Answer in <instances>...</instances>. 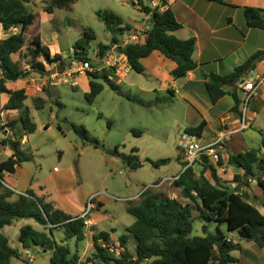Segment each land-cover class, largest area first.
I'll return each mask as SVG.
<instances>
[{
	"label": "trees",
	"instance_id": "trees-1",
	"mask_svg": "<svg viewBox=\"0 0 264 264\" xmlns=\"http://www.w3.org/2000/svg\"><path fill=\"white\" fill-rule=\"evenodd\" d=\"M22 1L27 4L32 2ZM208 1L225 4L223 0ZM77 2L48 0L43 11L47 14H54L56 10L72 11ZM162 4L167 6V1L162 0ZM142 6L143 12L151 13L145 41L118 47L117 52L126 56L132 71L142 75L146 73L142 61L154 52H159L176 64L171 76L175 80L185 78L197 68L193 59L196 40H181L174 35L182 25L171 9L159 12L150 6ZM262 12L261 9L245 8L247 25L264 30ZM98 17L112 35L109 44L100 42L97 45L102 58L121 42L124 34L132 31V27L125 25L124 20L113 11L99 12ZM40 22L41 14L33 11L26 15L20 11L8 16L0 15V26L6 33L18 29L17 33L10 34L4 40L0 39V95L8 96L7 103L0 109V145L9 146L12 151L10 157L0 163V264H11L13 259L25 261L22 250L28 251L35 247L50 251L52 264H236L238 260L234 252L243 251L239 241H252L264 248V215L250 202V196L245 191L252 182H256L264 198V139L259 148L235 152L228 148V143L237 133L223 144L222 149L228 151L229 165L239 170L232 181H224L218 173L217 167L225 161L222 150L218 152L217 166L210 163L206 156L202 157L198 164L202 168L199 176L193 167L184 169L186 163L181 154L177 161H180L184 170L173 184L180 190L186 203L155 187H149L143 191L137 203L128 202L127 212L135 221L129 226L128 233L119 237L118 255L103 247L112 242L107 232L93 235L94 250L85 260L80 261L77 250L72 254L69 244L65 242L73 238L78 242L85 239L86 226L80 216L67 213L50 201L49 197H39L33 189L17 194L6 186L4 178L5 174H15L24 163L33 160V155L22 149V140L36 131L31 110L25 104L28 99L26 90L12 89L9 84L29 79L33 74L45 76L49 73V66L63 65L65 62L70 64V58L72 61L92 63L90 42L96 40V36L91 29L85 30L77 40L73 56L64 58L54 55L43 43L42 34L38 30ZM263 58L264 49L256 52L227 76L207 75L206 89L212 104L230 95L234 100L232 111L240 115L238 85L256 69ZM108 74L112 72L90 75L89 91L85 95L90 104L103 92L104 84L119 90L120 86L110 81ZM34 106L37 111H42L44 100L35 99ZM5 114L6 123L2 118ZM205 127L206 122L202 121L190 134L201 137ZM72 128L84 141L90 142L85 127L72 125ZM7 130L12 132L13 138L3 137ZM92 142L99 145L96 140ZM137 153V150H132L131 154L123 156L131 170H138L145 163L159 168L171 162V159L141 160ZM207 173L210 178L206 176ZM21 220H32L41 228L30 224L21 227L18 238L20 248H13L10 237L3 230ZM196 220L203 223L202 235H194ZM57 230L64 233V239L60 242L55 238ZM232 235H235L237 241L231 238ZM131 242L134 244L133 249H130Z\"/></svg>",
	"mask_w": 264,
	"mask_h": 264
},
{
	"label": "rangeland",
	"instance_id": "rangeland-1",
	"mask_svg": "<svg viewBox=\"0 0 264 264\" xmlns=\"http://www.w3.org/2000/svg\"><path fill=\"white\" fill-rule=\"evenodd\" d=\"M46 1L32 0L27 4L22 0H0V15L8 16L17 11L25 15L32 11L40 13L38 30L42 34L43 43L54 55L64 58L73 56L75 43L87 29H91L96 36V40L90 42L91 56L99 51L98 43L111 42V32L98 17L99 12L113 11L124 22L132 25L144 23L142 10L137 7L140 4L138 0H78L72 11L56 10L54 14L43 11ZM142 1L146 3L148 0ZM68 65L65 62L58 65V68L52 67V72L65 69ZM153 77L149 73L142 75L131 70L119 85V90L104 84L103 92L92 104L85 97L89 91V77L84 76V81L79 77L76 87L65 83L45 87V78H40L38 74H33L29 82L11 83L9 86L12 89L31 88L25 104L31 110L36 131L22 140V149L33 155V160L24 163L16 174H5L6 185H15L19 190H23L26 185H37L39 197L48 196L58 203V185L63 188L75 185L79 196L99 193L107 199L110 195L113 198L110 197L112 203L109 212L115 217L112 222L120 234L126 233L125 224L132 219V215L127 214L125 209L128 202L120 199L140 196L147 188L154 187V184L180 174L183 166L177 157L186 133H191L194 127L189 121L202 120L197 109L181 94L171 95L166 90L160 91L162 81ZM198 98L202 106L209 101L205 92L198 95ZM35 99L44 100L42 111L35 109ZM6 102L7 95L1 94L0 109H3ZM2 118L6 123V114ZM72 125L85 127L90 142L76 134ZM208 132L213 135V131ZM250 133L261 142L257 130H251ZM3 137H12V132H5ZM94 140L99 145H95L92 142ZM132 150L138 151V156L143 158L141 160L171 159V162L159 168L145 163L142 168L131 170L123 156L131 154ZM11 153L9 146L0 145V163L6 161ZM194 169L199 176L202 168L197 165ZM218 170L222 176H226L234 168L230 167L225 158V164L218 167ZM207 177L210 178L209 173ZM251 185V192L260 195L261 190L256 182ZM155 188L183 203L187 202L174 184L167 182ZM104 191L109 194L108 197L102 193ZM202 226V222L195 221L194 235H202ZM16 240L13 237L11 241L13 248H16ZM71 247L75 250V243ZM78 247L82 253V243ZM37 252L33 249L29 254L35 257L38 264H44L47 256L44 258L45 254L41 250ZM24 262L28 264L26 260Z\"/></svg>",
	"mask_w": 264,
	"mask_h": 264
},
{
	"label": "crops",
	"instance_id": "crops-1",
	"mask_svg": "<svg viewBox=\"0 0 264 264\" xmlns=\"http://www.w3.org/2000/svg\"><path fill=\"white\" fill-rule=\"evenodd\" d=\"M152 1L156 0H148L146 3H144V1L142 0H138V3L140 4H137V7L140 8V6L150 4ZM223 1L225 2V4L211 2L208 0H167V6L163 9V11L171 9L177 21L182 25V28L176 31L174 35L181 40H188L191 38H194L196 40L193 59L197 63V68L194 71L189 72L185 78L175 80L171 76V72L176 68V64L173 61L167 60L159 52H154L150 57L142 61L143 65L145 66L146 73H149L150 76L152 74V77L153 75H155L153 77H156L155 79H161L162 82L159 87L160 91L166 90L171 95H177L179 93L184 99H187L191 103V105H193L197 109L200 116L202 117V120L199 122V120L191 119L189 123H191V125H194L193 128H196L202 123V121L206 122V127L204 128L201 137H199L200 141L204 145L213 143L217 138L219 131L223 127L233 128L241 121L240 116L232 111L234 100L230 95H226L221 98L216 104H212L206 89V82L208 81V78L206 76L210 74L227 76L231 74L237 66L244 63L256 52L264 49V30L249 27L247 25L244 14L245 8L261 9L263 11L262 17L264 18V0ZM141 14L143 15L144 13L141 12ZM124 24L132 26V29L134 30H139L145 23L132 25L128 22H124ZM17 32L18 29H12L11 31L6 33L0 26V39L4 40L10 34H15ZM253 73L255 75L264 76V58L257 64L256 69L253 72L249 73L247 76ZM81 78L83 79V81L86 80L84 79V76H81ZM29 80H31V78L19 80L12 83H24L29 82ZM226 89L228 90L229 87H227ZM25 90L28 95V92L31 90V88L26 87ZM203 92H205L206 96L208 94L209 98V101H207L204 106L201 105V101L198 98V95L203 94ZM249 116L252 118V125L250 126V128L235 135L234 138L228 143V148L232 151L241 152L249 148L261 147L262 141L264 139V85L261 86V88L251 100ZM251 130H257V132L261 136V142L255 139V136L250 133ZM208 131H213V135ZM186 134L188 135L189 133ZM222 152L224 160L225 158L228 160L229 155L227 149L222 150ZM263 152L264 150H262V153ZM230 167L234 168V171L229 172L231 173V175L227 173L226 176H222L218 170L220 177L224 181H232L233 177L239 173L238 169L231 165ZM19 169H22V166L18 168L17 171ZM6 186L9 189L15 191L17 194L25 193L29 189L34 190V188H36L34 191H36L40 195L37 185H26L24 186L23 190H19L15 187V185L11 184H8ZM77 186L82 187V185ZM252 186L253 185L245 188V191L250 196V202L254 204L257 209L264 215V198L262 196V193H260V195L258 193L253 194V192H251ZM57 191L59 193L60 199L59 203L54 202L55 205L73 216H81L85 211L89 199L93 195L99 194L91 193L87 196H84V194H81V196H79L75 185H70V187L66 188L58 185ZM102 193L107 197L109 195L106 191ZM110 197L113 198L110 195L107 199L101 196L99 197V208L93 211L89 216V218L93 222V225L91 232L85 233V239L81 242H78L75 238H73L68 242H65L69 244L72 250V254H74L76 250L79 252L80 261L85 260L88 255L93 252L94 234L107 232L110 234L111 240L117 242L120 236L128 233L127 231L129 226H131L135 221V218L132 216V219L127 222V224H125L126 233L120 234V232L112 222L115 217L109 212V206L112 203ZM139 198L140 196L134 195L129 199L120 200L123 202H138ZM49 200L53 202V199L50 197ZM127 206L128 205H126L125 207L126 212ZM127 214L129 213L127 212ZM27 224L33 225L38 229L41 228L30 220H21L14 223L12 226L5 227L3 230V232L8 237H10L11 241L13 237H16V248H20L18 242L20 229ZM15 230H17L18 234L17 232H15ZM54 234L58 242L64 239L63 231L57 230ZM231 238H234V240H236L235 235H232ZM242 241L243 240L239 242L242 245L243 251L234 252V256L238 260L236 264H264V248L257 246L252 241ZM73 243H75V250L71 247ZM79 243H82L83 245L82 253L78 249ZM133 248L134 244L131 242L130 249ZM34 249L36 250V254H38L37 250H41L45 254L44 258H46L47 256L44 264H52L50 251H45L42 247H35ZM30 251H33V249L28 251L22 250L25 259L28 255H30ZM40 261L41 260L39 259L38 262ZM20 262L25 263L23 260L13 259L11 264H20ZM34 264H38L35 257Z\"/></svg>",
	"mask_w": 264,
	"mask_h": 264
},
{
	"label": "built area",
	"instance_id": "built-area-1",
	"mask_svg": "<svg viewBox=\"0 0 264 264\" xmlns=\"http://www.w3.org/2000/svg\"><path fill=\"white\" fill-rule=\"evenodd\" d=\"M167 1V0H166ZM150 6L152 9H157L159 12L163 11L166 6H163L162 0L152 1L150 4H146ZM145 6V5H144ZM142 12L144 11V7L140 6ZM144 23L143 26L134 31H130L124 34L121 37V42L116 44L111 50L108 51L106 56L100 58L99 52H94V55L91 57V62L82 63L77 60L72 61L68 65L67 68L56 70L52 72L53 69L58 68L59 64H53L49 66V73L45 76H40V78L44 77V86H53L56 84H71V86H78V79L81 76L89 77L93 73H104V72H112V74H108V78L110 81L120 85L123 82V79L127 76V74L131 71L128 60L124 54H119L117 52L118 47H125L129 44H140L143 43L147 37V31L150 28V17L151 13L143 12ZM53 67V69H52ZM61 67V66H60ZM52 72V73H51ZM88 78V79H89ZM264 85V76L255 75L254 73L244 77L239 83L238 87L240 90V99L241 103L239 106L240 111V119L241 121L233 128L223 127L217 138L213 143L204 145L200 138L193 134H188L184 137L182 145H181V154L183 156V160L186 163L185 170L189 167H196L199 162L202 160L203 156L208 158V161L213 165L217 166L219 162L218 152L223 149V144L228 141L233 135L237 133H241L250 128L252 125V118L249 116V108L250 103L255 94ZM8 132V130H7ZM264 138V132H263ZM179 178V174L177 176L167 178L164 181H161L160 184L154 185V187H158L159 185H164L169 182V184H173ZM235 187V185H233ZM99 196L100 194L93 195L89 201L87 202L84 213L80 216V218L84 221V225L86 226V232H91L93 222L89 218L91 213L99 208ZM103 247L107 248L110 253L118 255L120 252V248L118 242L112 241L107 243ZM26 260L29 264H34V257L28 255Z\"/></svg>",
	"mask_w": 264,
	"mask_h": 264
},
{
	"label": "water",
	"instance_id": "water-1",
	"mask_svg": "<svg viewBox=\"0 0 264 264\" xmlns=\"http://www.w3.org/2000/svg\"><path fill=\"white\" fill-rule=\"evenodd\" d=\"M242 242H245V240H243Z\"/></svg>",
	"mask_w": 264,
	"mask_h": 264
}]
</instances>
